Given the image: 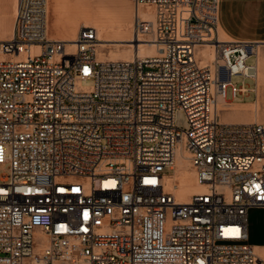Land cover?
Returning <instances> with one entry per match:
<instances>
[{"label":"built area","instance_id":"2783aa9c","mask_svg":"<svg viewBox=\"0 0 264 264\" xmlns=\"http://www.w3.org/2000/svg\"><path fill=\"white\" fill-rule=\"evenodd\" d=\"M133 4L151 8L133 29L155 55L126 62L98 60L92 27L51 38L47 0H16L0 40V264H264L247 231L252 210L264 225V124L216 108L228 87L255 91L257 44L219 41L220 0ZM179 144L202 187L186 202L165 190Z\"/></svg>","mask_w":264,"mask_h":264},{"label":"bare ground","instance_id":"6f19581e","mask_svg":"<svg viewBox=\"0 0 264 264\" xmlns=\"http://www.w3.org/2000/svg\"><path fill=\"white\" fill-rule=\"evenodd\" d=\"M15 8H16V0H13L11 5V18L15 16ZM99 9V8H97ZM101 9V7H100ZM49 10V16H51L52 20L54 21V25L56 27V34L53 38H58L59 40L64 41H72L75 37L72 34V30L68 29V31L64 33H60L57 30V26H64L67 24H75L78 21H82L83 27H99L101 33L107 37L109 33V29L105 24L107 22V15L104 11L96 10V12H91L90 5L88 0H47V14ZM135 16L141 18L142 20H151L152 19V12L151 8L149 7H142L139 6L137 10H135ZM48 16V18H49ZM14 19V18H13ZM66 28H69L65 26ZM74 28V27H73ZM47 29L49 27L47 25ZM64 30V29H63ZM74 31V30H73ZM75 32V31H74ZM11 33V27L8 32V35L4 38L5 40L9 37ZM77 33V32H76ZM116 33L119 37H124L129 34L127 28L122 26L121 24L118 26ZM105 37V38H106ZM218 37L219 41L225 42V35L223 31L219 28L218 29ZM99 46H106V44H111L113 46H123L124 44L128 47L125 51V55L122 57L123 60L130 62L131 60L139 57L144 58L147 56L155 55V47L150 41H145L138 37L128 38L125 40H117V41H108L106 39H98ZM258 52V49H257ZM108 57H105L100 51H97V58L98 60L109 59L112 61L117 60V53L114 51H110ZM198 54H206L207 60H199L202 64H206L213 60L214 54L211 48L208 46L198 47L196 51V57ZM262 60V59H261ZM260 59L257 57V70H258V77H259V70H260ZM263 73V71H262ZM262 77V76H261ZM264 77V76H263ZM257 79V85H258ZM227 103L223 99L222 96L217 98V112L227 111L226 108ZM237 109V108H236ZM233 110V109H232ZM221 119V118H220ZM252 122H259L257 119H253ZM179 163L181 166L178 168ZM174 173L171 175L165 176V190L169 191L173 195L176 196L178 202H186L189 197L193 194L199 193L202 191V187H200L195 180L194 172L189 166V162L187 160V154L184 151L181 144H179L176 154H175V162H174ZM256 229L252 228L254 232Z\"/></svg>","mask_w":264,"mask_h":264},{"label":"rangeland","instance_id":"374dc122","mask_svg":"<svg viewBox=\"0 0 264 264\" xmlns=\"http://www.w3.org/2000/svg\"><path fill=\"white\" fill-rule=\"evenodd\" d=\"M221 1L222 0H220V2ZM12 2L13 0H0V40H5L4 38L8 35L10 27L12 28V22L14 18V17L11 18ZM88 3L90 5L91 12L93 11L96 12V10H100V11H104L107 15V22L105 23L107 25V28L109 29V33L107 37L101 33L99 27L92 26V28H95L97 31L98 39H106L108 41H117L121 39L125 40L130 37L133 38L136 36V31L133 29V20L135 16L134 15L135 8H134L133 0H88ZM9 14H10V17L8 16ZM48 16H49V10H48ZM50 18L51 17H49V28H50ZM6 19L9 20L8 26L6 25ZM120 24L127 28V31L129 32L127 36L119 37V35L116 33L117 28ZM81 27H83L82 21H78L75 24V27L73 28L75 32L72 30L73 32L72 34L75 35L76 32ZM53 33H54L53 31H50V35H53ZM9 37L7 39H9ZM139 38L147 42L151 41V36L149 34L139 35ZM54 39H58V38H54ZM127 49L128 47L125 44L123 46L122 45L113 46L111 44H106V46H99V43H98L97 51H100L105 57H108L109 56L108 53L112 50L117 53V56H116L117 60H123L122 57L125 55V51ZM197 59L200 61L207 60V55L198 54ZM253 62H254L253 56L247 60V63H253ZM241 82H242V78L240 76L231 77L232 84H235L236 86H240ZM243 83L247 88L253 87L254 85V82L251 80H244ZM83 84L89 85L90 83L86 82ZM252 99H253L252 93H248L244 97L238 96L236 98H233L231 96V88L228 87L226 89V101L228 102L250 101ZM226 108L228 109L227 111L218 112L219 117L224 122H242V121L252 122L253 119H257L259 123H264V93L261 94L259 90H257V100L255 101V103L248 105V106H244L242 108L233 107V106H226ZM176 126L178 128H183V129L187 127L186 122L183 118V115L180 113L176 117ZM180 166H181V163H179L178 168ZM8 167L9 166L6 165L4 171L0 172V175H2L3 173H7ZM165 173L168 174L170 173V171L166 169ZM254 218L257 219L258 216H254ZM255 234H260L257 237L264 239V233L261 234L257 230V233ZM254 238L256 237H253V239ZM253 248L257 256L261 257V259L264 260V244L261 245L260 247L255 245Z\"/></svg>","mask_w":264,"mask_h":264},{"label":"crops","instance_id":"0c3cea01","mask_svg":"<svg viewBox=\"0 0 264 264\" xmlns=\"http://www.w3.org/2000/svg\"><path fill=\"white\" fill-rule=\"evenodd\" d=\"M8 16L10 17V14ZM8 24H9V20L6 19V25L8 26ZM75 24L57 26V30L60 33H64L68 31V29L73 30ZM47 25L49 27L48 14H47ZM65 26L67 27L70 26V27L66 28ZM54 27H56L54 25V21L52 20V18H50V28L49 30L47 29V31L51 38L57 35ZM219 28L223 31L225 35V42L243 41V42H252L257 44L258 52L256 49V60L257 57H259L261 61L260 62L261 67L259 70V74H260L259 77L257 74V79L259 83L257 85V80H256L255 91L249 92L253 94V99L250 101H240V102H228L225 100L227 106L242 108L244 106L251 105L255 103V101L257 100V90H259L261 94L264 93V77H263L264 76V0H222L219 4V12H218V29ZM50 31L54 32L53 35H50ZM247 94L248 93L244 94L241 97H244ZM237 123H252V122L242 121ZM254 216H258V218L255 219ZM261 218H262V212L260 210H252L248 214V220H247L248 243L253 247L255 245L260 247L261 245L264 244V239L257 237L260 234H255L257 233V230L261 234L264 233V225ZM252 228H255L256 230L253 232ZM253 237L256 238L253 239Z\"/></svg>","mask_w":264,"mask_h":264}]
</instances>
